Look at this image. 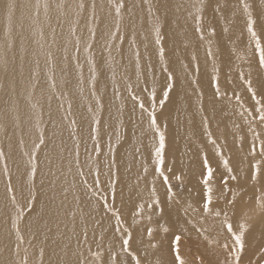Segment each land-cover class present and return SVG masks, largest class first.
Segmentation results:
<instances>
[{
    "label": "bare ground",
    "instance_id": "6f19581e",
    "mask_svg": "<svg viewBox=\"0 0 264 264\" xmlns=\"http://www.w3.org/2000/svg\"><path fill=\"white\" fill-rule=\"evenodd\" d=\"M26 2L29 0H17L21 5ZM151 2L153 14L159 17L161 31L165 37L169 70L176 77L175 87L162 110V116L161 110L157 109L158 120L162 119L167 124L164 129L165 169L172 168L173 172L182 175L184 180L179 191L182 195L178 197L181 203L169 204L166 207L165 220L171 223L177 219L181 222L193 219L195 222L201 219L200 213H193L187 204L191 203L194 208L201 209L197 196L201 182L200 174L204 170L202 155L208 154L217 174L222 176L224 173L222 165L219 164V157L208 140L207 131L211 130L217 143L223 147L225 155L231 157L234 168H243L246 171L248 161L242 162V158L247 153L251 133L240 116L242 109L236 101V96L241 97L245 107L250 108L255 101L239 79V73L243 71L246 78L251 73L253 87L260 97L264 93V69L258 66V53L254 54L253 49L248 46L245 16L238 0H218V3L217 0H206L204 41L199 40L193 21L196 14L193 5L197 4L198 0ZM248 2L253 5V15L258 17L257 32L264 40V0ZM50 3L51 27L44 21L41 10L40 26L44 30L43 39L37 33L39 26L29 27L28 21L24 22L25 26L21 31V12L17 11L10 38L13 45L7 48L5 42L9 37L6 35L5 0H0V148L5 153V156L0 158V264L20 259V256L14 254L16 240L12 218L15 211L6 184L10 174L17 200L21 204L27 201V157L23 153L32 149L38 134L37 124L45 130V145L37 154L39 167L33 190L36 201L31 212L26 211L25 219L20 225L27 241L21 248V256L23 248L28 247L29 264H38L39 249L42 247L44 264H76L80 259L79 253L91 260L88 247L95 252L98 250L97 245L102 244L99 250L104 253L103 258L107 264H112L108 251L110 245L119 264L125 257L120 253V243L114 233L115 220L95 193L107 196L111 203L107 168V141L108 135L111 134L116 149L113 175L119 177L115 207L121 212L125 225L134 229V234L145 232L149 221L138 218L139 222L133 224L132 219L138 205L147 204L150 199L151 181L156 167L154 146L158 143V136L149 130L147 119L140 122V110L135 107L126 85L131 84L135 93L147 97L148 93L142 89H150L155 81L157 99L160 98L166 74L161 72L153 43V14L147 11L148 5L144 0H126L127 10L121 26L124 42L121 44L119 40L115 41L109 56L105 42L107 32L112 26V19L108 16L110 5L108 0H95L98 21L91 51L96 62L97 95L104 104L103 111L98 112L96 98L89 92V53L84 47L89 42L93 0H83V10L77 7L80 0H50ZM58 3L64 4L65 7L58 10ZM218 6L220 11H216ZM61 12L64 14L61 15ZM209 26L216 29V36L211 37L212 47L216 55V66L221 70V89L227 92L226 96L215 98L213 88L209 86L212 60L206 57ZM72 27L76 28L75 35L70 32ZM52 28L55 29V43L52 42ZM225 28L228 30L224 31ZM133 33L141 53L139 69L135 65L133 50L129 46ZM76 37L80 38L79 52L74 48ZM49 51L52 53L50 58L47 55ZM193 55L197 58L195 61L192 60ZM4 60H7L6 66ZM37 61L38 76L35 75ZM77 62L82 65L83 84H80L78 70L75 68ZM197 63L200 65L198 75L194 71ZM185 64L188 65L187 69L184 68ZM50 71L56 80V89L50 87ZM194 80L199 83V88L193 83ZM114 85L118 88V93L114 92ZM200 92H203V111L201 100L198 99ZM69 103L72 106L70 115L66 112ZM33 104L37 107L33 108ZM121 105L123 110L119 111ZM89 106L92 108L91 112L88 111ZM94 114L99 115L101 119V151L98 156L93 152L94 142L89 136ZM65 116L69 118L65 119ZM70 119L77 122L74 134L69 124ZM117 135L120 136L119 144L116 143ZM241 136L245 137L243 151L239 139ZM21 139L23 144L20 143ZM5 163L8 166L7 174L4 171ZM144 167L148 169L146 175ZM97 168L98 184L95 183ZM81 171L83 175H80ZM234 183L231 182V185ZM156 189L163 201L166 189L159 179L156 181ZM252 202V205L244 203V214L239 219L233 218L231 222L234 230L240 223L247 225L246 250L242 259L243 262L246 260L257 264L260 252L264 249V212L260 211L255 200ZM216 203L223 206L224 201ZM156 219L154 215L151 222L153 228H156ZM200 226L207 229L208 240L201 239L198 245H190L192 253H196V250L204 253L209 261L222 259L221 250L214 248L212 242L223 243L227 240L231 243V240L220 220L209 216L201 224H197V227ZM85 230L88 234L87 243L83 240ZM166 235L160 232V236ZM184 251L187 252V249ZM140 254L143 255V252ZM187 258L191 259L189 256ZM170 259L166 247L163 252L151 250L146 258L148 264H164Z\"/></svg>",
    "mask_w": 264,
    "mask_h": 264
},
{
    "label": "snow or ice",
    "instance_id": "6c2138e0",
    "mask_svg": "<svg viewBox=\"0 0 264 264\" xmlns=\"http://www.w3.org/2000/svg\"><path fill=\"white\" fill-rule=\"evenodd\" d=\"M148 5L147 11L149 14H153V4L151 0H144ZM218 3V0H217ZM239 6L245 16V25L246 31L249 37L248 46L253 49L254 54L258 53V66L261 69H264V40L262 36L257 32V23L258 17L253 15V5L248 2V0H238ZM110 5V10L108 16L112 19V26L107 32V39L105 42V48L111 56V52L114 46V42L119 40L121 44L124 42V37L121 35V26L124 19V13L127 10L126 0H108ZM65 7L64 4L58 3L56 8L62 10ZM79 10L85 8L83 0H80V3L77 5ZM196 8V14L193 16V21L195 24V31L198 33L200 41H204L205 36V8L206 0H198L197 4L193 5ZM52 5L50 0H29L24 4H18L17 0H5L4 10L7 19V28L6 35L9 37V40L5 42L7 48H11L13 45L12 40L10 39L13 34V19L17 11L21 12L20 16V29L23 31L24 22H29V27H37V33L43 39L44 30L41 25V10H43V19L51 27V16L49 15ZM91 21L92 24L89 27V42L85 44V51L89 53L88 55V64H89V82H90V95L96 98L97 111H103L104 104L101 102L100 97L97 95V71H96V62L92 55L93 42L96 38L97 30V21L98 17L96 16V4L95 0L91 5ZM29 10L31 12L29 13ZM216 11H220L219 6L216 8ZM64 13L61 12V15ZM80 12H77L79 16ZM191 15V13H189ZM153 28L154 33L153 43L156 47V54L160 63L161 72L165 75V83L160 91V98L157 99V87L155 81L150 89L144 88L142 91L148 93L147 97L141 96L133 91L131 84L126 85L129 95L132 100L135 102V107H138L140 110V122L142 123L145 119L148 122L149 130L153 131L158 136V143L154 146L155 150V164L154 169L155 175L151 181L150 189V199L145 203L138 205V210L134 213L132 223L137 224L139 220L147 219L149 221V226L146 227L144 233L134 234V229L131 226H126L125 221L121 217V212L115 207V198H116V184L119 177L113 175V168L116 165V149L113 146L112 135H108L107 149H108V175H109V188L111 190L112 200L109 202L107 196L101 195V200L104 202V207L107 208V211L112 213V216L115 220L114 233L117 235V238L120 243V253L124 255V259L119 261V264H148L146 258L149 255L151 250H156V252H163L165 247L167 253L171 257L170 260L165 261L164 264H243V255L246 250V241L245 233L247 232V225L245 223H240L237 228L234 230V225L231 222L233 218L239 219L243 213V204L251 203L253 200L256 201L260 211L264 212V93L258 97L256 89L253 87L251 80V73L248 74V77H245V73L241 71L239 73V79L243 81L246 86L247 91L251 94L252 99L255 103L249 108L245 107L240 96H236V101L239 104L242 111L240 116L245 120L247 124L248 132L251 133V139L248 144V149L246 155L243 156V161H248L247 170L243 168H234L231 163V157L226 156L223 150V147L217 143V139L213 137L211 130L207 131L208 140L213 145L216 155L219 157V164L222 165L224 173L222 174V179L220 182V187L218 189V195L216 196L217 201L221 198L224 201L223 206H220L219 203H214V188L213 180L216 173V168L213 167L210 163L209 156L207 153L203 156V173H202V189H201V200H202V212L200 209L194 208L191 203L187 204L188 208L192 209L193 213H200V220L193 221V219H186L181 222L177 219L175 222H169L165 220L166 207L169 204H180L181 200L178 199L182 193L177 192L174 188L173 180L176 182L175 187L180 188L184 184L183 176L173 172L172 168L165 169V147H166V136L164 129L167 128V124L164 123L162 119L158 120L157 109H164L166 103L169 100L170 93L173 91L176 83V77L169 70V62L166 59V50L164 44V35L161 31V25L159 23V17L153 14ZM57 23H59V17L57 18ZM78 23V20H77ZM264 28V24H262ZM228 29L225 28L224 31ZM52 42L55 43V29L52 28ZM72 35H75L76 28L72 27L70 29ZM208 33V42L206 47V57L211 58L212 60V76L209 79V86L213 88V95L215 97L226 96L227 92L222 91L221 89V75L220 69L216 66L215 60L216 55L213 51L211 37L216 36V29L209 26L207 28ZM147 39V37H145ZM80 38L76 37L74 48L76 52H79L80 48ZM130 49L133 50V56L135 58V65L137 69L140 67L141 53L139 48L136 46V36L133 33L130 39ZM147 49V45H145ZM67 49H65V52ZM48 57L52 56V53L49 51L47 53ZM68 57L65 55V60ZM197 58L195 55L192 56V60L195 61ZM3 63L7 65V60H4ZM37 71L35 75L38 76L39 61L36 62ZM75 68L78 70L79 82L80 84L84 83V74L82 65L77 62ZM184 68L187 69L188 65L185 64ZM200 70L199 63L195 66V73L198 75ZM115 74H113V79ZM49 81L50 87L56 89L57 83L54 79L51 71L49 72ZM230 83L231 81H227ZM38 83V81H37ZM193 83H196V87L199 88L200 85L195 80ZM35 85H33V90ZM114 92L118 93V88L114 85ZM235 93V89H233ZM203 92L198 93V99L201 100V111H203L202 105ZM147 102V106H146ZM62 106V105H61ZM33 108H36L37 105L33 104ZM71 103L68 104L66 112L71 114ZM123 110V105L119 111ZM88 111L91 112L92 108L89 106ZM68 119V116L64 117ZM39 119V117H38ZM205 122L207 118H204ZM76 120L70 119L69 124L73 129V134L75 132ZM123 122L121 121V124ZM237 127H239L237 125ZM38 134L36 140L33 141V146L31 151H25L23 155L27 157L26 165V184L28 186V198L24 204H21L17 200V195L15 189L12 185L11 175H8V180L6 188L8 193H11L10 201L13 205L15 215L12 218V229L14 230L16 243L14 245V254L20 256L19 261H4L3 264H29V248H23V255L21 256V248L27 242L25 236L21 230V221L25 219V213L31 212L32 206L36 201V195L33 191L35 188V179L38 172V157L37 154L41 151L42 147L45 145V130L37 124ZM258 128L260 130H258ZM89 136L94 142L93 152L98 156L100 154V137H101V119L99 115H93L92 124L90 125ZM155 139V137H154ZM241 141V151H243V145L245 142V137H239ZM120 136H116V143L119 144ZM21 144L24 143L23 139L20 141ZM76 157L77 163L79 158V137H77L76 143ZM5 153L2 148H0V158H3ZM4 171L8 173L7 163L4 165ZM145 175L148 172L147 167L143 169ZM171 173V178L168 175ZM80 175H83V172H80ZM161 180L162 184L165 186V198L162 201L161 197L157 193L156 181ZM230 182H235L230 185ZM85 183H87L85 181ZM99 183V168L96 169V181ZM92 187V186H89ZM147 208V215H145ZM156 216V228L151 227V222L153 221V216ZM187 216V211L185 212ZM75 216V213H73ZM213 217L220 220L222 227L229 234V239L231 243L227 240L223 243L219 241H213L214 248L221 250L222 259H216L215 261H209L207 256L204 253H197L191 259L187 257L192 254V247L190 245H198L201 239L207 241L208 236L206 235L207 229L200 226L197 227V224L207 217ZM139 218V220H138ZM161 221H164L161 223ZM160 232L167 234L166 236H160ZM193 232L195 236H193ZM145 236L147 239H145ZM33 239L35 237L33 236ZM83 240L85 243L88 241L87 230L83 234ZM103 241V237H101ZM30 243V242H28ZM79 243V241H78ZM102 247V244L97 245V251L93 252L92 248L89 246L87 251L91 254L92 259L84 257L83 253H79L80 259L76 261V264H107V261L103 258L104 253L99 249ZM187 249V252L184 250ZM109 256L112 261V264H117L115 255L112 254V246H109ZM143 252V255L140 253ZM38 264H44V249L41 247L39 249V262ZM251 264V261H249ZM257 264H264V249L261 250Z\"/></svg>",
    "mask_w": 264,
    "mask_h": 264
},
{
    "label": "rangeland",
    "instance_id": "374dc122",
    "mask_svg": "<svg viewBox=\"0 0 264 264\" xmlns=\"http://www.w3.org/2000/svg\"><path fill=\"white\" fill-rule=\"evenodd\" d=\"M263 79H264V76H263ZM147 106V105H146ZM202 157H203V155H202ZM203 165V164H202ZM204 171V170H203ZM203 171H202V173H203ZM202 173L200 174V178H201V182H200V187H199V194H198V196H197V200L199 201V204H201L202 205V200H201V189H202ZM168 175L169 176H171L172 174L171 173H168ZM221 179H222V176L221 175H219V174H217V173H215V175H214V180H213V188H214V192H215V194L216 195H214V203H216V202H220L221 200H223L222 198L220 199V200H218L217 201V199H216V196L218 195V189H219V187H220V182H221ZM173 184H174V188H175V190L177 191V192H179L180 190H181V187L180 188H176L175 187V185H176V182L173 180ZM230 185H231V182H230ZM95 195L98 197V198H100L101 199V195H99L98 193H95ZM11 196V195H10ZM102 202H103V200H101ZM252 204H254V202H251V204L250 205H252ZM200 208H201V206H200ZM201 210V212H202V208L200 209ZM247 218H251V217H247ZM196 250V249H195ZM194 250V251H195ZM196 253H192V254H190L189 255V257L190 258H192L194 255H196L199 251H195ZM200 253V252H199ZM243 264H249V261H244L243 262Z\"/></svg>",
    "mask_w": 264,
    "mask_h": 264
}]
</instances>
